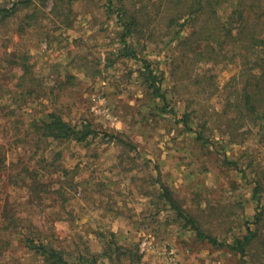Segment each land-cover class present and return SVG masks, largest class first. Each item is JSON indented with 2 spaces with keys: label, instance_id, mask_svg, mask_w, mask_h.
I'll list each match as a JSON object with an SVG mask.
<instances>
[{
  "label": "rangeland",
  "instance_id": "obj_1",
  "mask_svg": "<svg viewBox=\"0 0 264 264\" xmlns=\"http://www.w3.org/2000/svg\"><path fill=\"white\" fill-rule=\"evenodd\" d=\"M111 1L32 0L0 16V264H50L30 240L71 263L264 264V134L238 114L246 59L220 31L233 5L190 18L178 0ZM118 8L135 18L138 59ZM52 114L93 134L47 139ZM162 186L220 242L257 231L247 255L201 241Z\"/></svg>",
  "mask_w": 264,
  "mask_h": 264
},
{
  "label": "trees",
  "instance_id": "obj_2",
  "mask_svg": "<svg viewBox=\"0 0 264 264\" xmlns=\"http://www.w3.org/2000/svg\"><path fill=\"white\" fill-rule=\"evenodd\" d=\"M32 0H21L19 4H15L13 8L7 9L0 7V16H10L16 11L18 5L27 6ZM109 3V10L113 9V2L107 0ZM226 3L233 5V11L231 13L229 24H223L220 31L226 32L225 36L233 41V50L237 51L238 55L244 58V72L246 75V83L244 85V91L241 95L240 101L237 103V111L242 119H249V121L255 125H261L264 134V0H178V7L186 11L190 18L200 16L205 10L210 9L209 13L216 15L221 6ZM118 15L123 20L125 32L123 35V43L125 45V52L127 57L138 59L135 51L131 50L127 42V37L133 32L131 29L135 27V18L129 16V13L124 8H118ZM131 18L132 20L125 21ZM236 23V24H235ZM261 52V57L253 62L252 67H248V59H250L251 52ZM145 69L149 70L147 81L149 87L153 90V93L158 98L165 99V94L161 90V82L153 72H150V63L143 60ZM257 67L259 70H256ZM52 121L45 123L42 126V136L47 139L53 140H77L85 141L93 131L89 128L84 130H76L67 122H65L60 116L52 114L50 115ZM185 124L189 122V116L183 118ZM230 166H236L233 162H227ZM164 200L168 202L172 209H174L179 218H184L186 223L191 225L196 230V235L201 241H207L208 243L223 248L227 247L229 250L240 254L242 257L247 255V247L251 243L255 242L259 234L257 231H251L248 236L243 239L238 238L233 244H225L220 242L211 235L206 234L200 229L199 224L189 213L183 211V209L176 203L175 198L172 196L170 190L166 186H162ZM261 188L260 183L256 187V193ZM260 216L256 217V223H261ZM30 247L33 250H37L50 264H81V261L71 263L66 260L64 252L57 250L43 242L39 245L35 244L34 240H30ZM94 263H97L94 260ZM245 263V262H244ZM247 263V262H246Z\"/></svg>",
  "mask_w": 264,
  "mask_h": 264
},
{
  "label": "built area",
  "instance_id": "obj_3",
  "mask_svg": "<svg viewBox=\"0 0 264 264\" xmlns=\"http://www.w3.org/2000/svg\"><path fill=\"white\" fill-rule=\"evenodd\" d=\"M145 245H146V242H144V243L142 244V248H143V249H144Z\"/></svg>",
  "mask_w": 264,
  "mask_h": 264
}]
</instances>
